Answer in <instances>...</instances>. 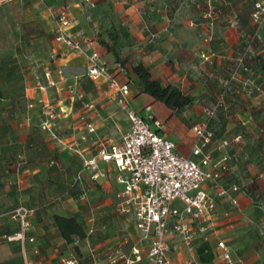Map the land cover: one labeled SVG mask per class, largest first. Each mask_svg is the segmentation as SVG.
Returning a JSON list of instances; mask_svg holds the SVG:
<instances>
[{"label": "crops", "instance_id": "1", "mask_svg": "<svg viewBox=\"0 0 264 264\" xmlns=\"http://www.w3.org/2000/svg\"><path fill=\"white\" fill-rule=\"evenodd\" d=\"M209 1L0 2V170L3 171L5 164L14 168L6 178L10 185L5 184L15 200L21 201L25 196L27 202L37 203L29 228L35 214L38 211L42 214L36 234L28 235L33 241L26 242L27 249L14 252L10 248L16 241L7 240L6 244L0 241V264H139L128 263L127 259L134 257L132 246L144 244L133 217L114 213L117 185L112 172L96 184H87V202L77 197L72 200L65 190L68 186L75 191L73 176L81 169L83 158L95 153L93 141L97 137L120 139L130 123L126 109L112 97L109 81L85 75V53L73 51L55 40L53 14L61 10L72 20L69 33L80 38L86 51L97 52L118 80L128 83L122 72L126 63L121 65L114 53L120 48L130 60L147 66L153 78L162 84L176 85L184 94L193 96L194 101L196 97L223 94L224 111L232 112L226 116V129L242 136L225 148L220 146V139L214 138L208 148L215 160L225 152L234 153L233 172L225 174L222 182L224 187H229L235 178L240 183L241 189L232 193L238 204L231 206L228 197L210 189L216 204L211 226L190 246L171 238L170 264H227L217 247L218 240L228 246L234 262L264 264V112L256 111L260 101L264 105V73L254 59L249 76L237 75L230 85L224 78L218 81L200 78L215 71L223 73L227 61L235 59L231 54L239 40L236 28L209 30L203 26L202 18H193L186 8ZM256 35L264 39V28ZM100 37L106 46L100 43ZM259 51L264 52V48ZM213 55H217L215 67L207 60ZM47 70L57 83L43 91L36 81L39 78L45 82L43 72ZM128 85L131 106L137 111L142 112L145 105H150L157 118L155 112L166 111L195 112V122L202 117L206 104L192 103L180 110H171L163 104L167 110L156 111L152 98L142 94L141 97L151 100L138 106L136 93ZM40 98L51 102L59 112L60 141L38 126ZM227 100L231 103L227 104ZM29 102L33 103L31 108L27 107ZM84 103H92L93 107L85 108ZM82 113L94 124L93 133L82 128L79 120ZM175 128L179 131L176 122ZM168 130L165 131L164 123V134L172 140ZM190 131L188 146L182 142L181 151L175 146L185 156H191L195 141ZM82 133L85 139L80 137ZM100 165L105 164L100 162ZM53 214L74 216L83 223L86 236H72L70 242L65 241L53 223Z\"/></svg>", "mask_w": 264, "mask_h": 264}, {"label": "built area", "instance_id": "2", "mask_svg": "<svg viewBox=\"0 0 264 264\" xmlns=\"http://www.w3.org/2000/svg\"><path fill=\"white\" fill-rule=\"evenodd\" d=\"M10 0H0L8 2ZM264 12V0L255 3ZM258 10L253 13L258 18ZM54 38L69 49L85 53L87 65L85 75L91 79L105 78L109 81L113 92L112 97L127 111L129 128L120 139L97 137L93 143L96 151L82 160V167L73 176L72 184L77 188L76 197L80 201L89 200L88 185L96 184L99 179L113 173L117 189L114 193L113 210L115 214L131 215L134 226L138 230L143 246H132L133 259L128 263L139 264H170L172 249L170 240L176 238L190 246L199 234H205L216 215L215 199L210 189L219 196L228 197L231 206L238 204L232 195L240 190L236 184L223 186V176L233 172L231 156L222 154L214 159L209 145L214 139V131L210 126L217 108L223 102L220 94L214 103L202 108V117L191 126L194 144L191 156L178 153L175 144L164 134V122L157 118L150 105L143 111L131 106L129 85L112 75L105 62L95 51H86L80 38L69 33L72 24L66 11L53 14ZM235 74V73H234ZM235 77V75L233 76ZM45 82L39 78L36 86L40 90L55 87L56 81L47 70L43 72ZM78 98L80 95L76 94ZM41 108L40 128L52 139L60 141L57 133L59 112L49 101L38 99ZM33 103L27 104L31 108ZM85 108H92V103H84ZM82 128L87 133L95 131L94 124L82 113L79 115ZM80 137L85 139V134ZM236 135L232 140H239ZM227 138L220 140V146H228ZM103 162L105 165H100ZM88 184V185H87ZM34 208L19 203L12 216L17 219L18 230L6 236L8 241H33L26 231L30 226V216ZM91 220V219H90ZM92 231V228H88ZM224 261L227 264H239L230 256L229 248L223 240L217 241Z\"/></svg>", "mask_w": 264, "mask_h": 264}, {"label": "rangeland", "instance_id": "3", "mask_svg": "<svg viewBox=\"0 0 264 264\" xmlns=\"http://www.w3.org/2000/svg\"><path fill=\"white\" fill-rule=\"evenodd\" d=\"M262 0H210L207 3H198V5L186 6V8L191 12L193 18H202L203 19V26L208 28L209 30H222L228 27H234L239 32V40L237 43V47L235 48L234 52L231 54L234 60L227 61L228 64L225 66V71L222 72H214L210 75L201 76L202 80L206 79H215L219 80L220 78L231 80L233 76L237 75L240 76H249L248 71L250 65L253 63L254 59H256V64L258 65L259 69L262 73H264V52H260L259 50L264 48V39L259 38L256 35V32L261 28H264V12L255 6L256 2H261ZM88 7V6H87ZM187 10V11H188ZM258 10V18L255 19L253 13ZM195 21V20H193ZM99 40H103L101 37ZM101 43V42H100ZM257 47V49L255 48ZM114 50V49H113ZM117 52L116 60L122 61L124 64L126 63V67L124 68L123 76L125 80L128 81L130 87L134 93H136V98H138V106L150 102L149 97H141L142 93H139L136 88V78L131 73H129V68L133 63L130 60L127 54H124L120 48L114 50ZM216 57L217 55H213L210 60L209 65L215 67L216 65ZM123 64V65H124ZM235 73V74H234ZM234 80V79H232ZM248 87L247 85H245ZM219 94V93H218ZM216 94L211 95L207 98L204 97H196V100L193 102L195 104H211L213 103L214 99L219 95ZM214 96V97H213ZM144 98L143 100H141ZM231 100H227V104H230ZM263 101H260L257 105V112H264V105ZM153 108L156 111H159L160 108L166 111L162 102L158 100L152 101ZM219 112H224L227 115H230L232 112H225L224 109H220ZM156 115L165 123V131H167V135L174 141L176 149L181 151L180 146L182 142H185V146H188V141L191 139V125L195 123V112H175L171 114L170 112H155ZM222 120L216 126L219 131L217 133L223 134L225 133L228 136V140H232L235 136L233 132L226 129L227 126V117L221 116ZM223 119L226 120L225 123L222 124ZM175 122L179 127V131L175 128ZM230 126V125H228ZM221 130V131H220ZM8 183V182H6ZM7 185H10L9 183ZM7 185L3 180H0V241L2 243H8L6 236L9 234H13L18 230V222L15 217L12 216L13 209L19 204L23 203L26 206H33L37 205L36 202H27L25 200V196L21 197L22 200L18 201L15 200L13 197V193L9 194L6 190ZM65 190L69 194L72 200L76 199V192L66 186ZM24 189L22 190V194H24ZM24 198V199H23ZM8 203H6V201ZM5 201V202H4ZM6 203V204H5ZM5 204V206H4ZM35 221H32V227L26 231V235H31L30 232L36 234L37 232V225H39L40 220H42V214L36 213ZM16 243H13L12 247L10 248L14 252H22L23 248L27 249V245L25 241L23 244L19 240H14ZM70 246V245H69ZM78 253V251H76ZM21 258V257H20ZM16 257V259H20ZM87 264V262H85Z\"/></svg>", "mask_w": 264, "mask_h": 264}, {"label": "trees", "instance_id": "4", "mask_svg": "<svg viewBox=\"0 0 264 264\" xmlns=\"http://www.w3.org/2000/svg\"><path fill=\"white\" fill-rule=\"evenodd\" d=\"M100 42L103 45H107L104 40H100ZM115 56H117V52H115ZM118 62L123 65L124 63L122 61ZM129 73H131L136 78V88L139 93L146 94L149 97L152 98V100H158L162 102L167 108L171 110H180L184 107H187L191 105L194 102V97L188 94H184L179 87L173 84H162L158 79L153 78L149 72V69L147 66H145L142 62H133L131 64V67L129 68ZM233 77L232 79H234ZM228 80V85L232 83L233 80ZM230 88V86H229ZM229 91V90H228ZM217 98V97H216ZM216 98L214 99L213 103L216 101ZM220 109H225V101L223 99L222 104L217 108V111L215 113L214 118L210 122V126L212 127V130L214 131V138L223 139L227 138L228 136L223 134H218L217 131L218 128H216L218 123L221 122L222 117L224 116L226 118V113L219 112ZM226 120L223 119L222 124L225 123ZM39 126V124H38ZM221 131V130H220ZM236 135H240V139L242 134L237 133ZM233 142L234 140H229ZM239 141V140H238ZM228 145V146H229ZM227 147V146H226ZM229 154V153H228ZM231 156V163L235 162V155L234 153L229 154ZM54 161H51V164H53ZM1 167V166H0ZM3 167V166H2ZM12 167L5 164L3 167V171L0 170V180H3L6 182V178L11 173ZM2 172V173H1ZM231 184H236L240 187V183L235 179L231 182ZM230 184V185H231ZM73 185V184H72ZM72 187H75L74 185ZM77 188L75 187V192L77 194ZM34 208V213L36 211V208L33 206H30ZM52 220L54 225L56 226L57 230L60 233V236L67 242H70L72 240V236H76L78 238H84L86 236V229L83 226V223L78 221L74 216H62L58 214L52 215ZM77 251V250H76Z\"/></svg>", "mask_w": 264, "mask_h": 264}]
</instances>
